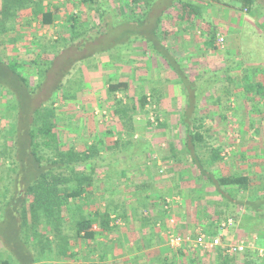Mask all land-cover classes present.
I'll list each match as a JSON object with an SVG mask.
<instances>
[{
	"label": "trees",
	"instance_id": "obj_1",
	"mask_svg": "<svg viewBox=\"0 0 264 264\" xmlns=\"http://www.w3.org/2000/svg\"><path fill=\"white\" fill-rule=\"evenodd\" d=\"M44 1L0 0V45L5 46L9 42L12 45L17 43V38L11 40L8 39V36H10L9 34L13 35L17 28L21 26L20 20L23 17L29 18V21L25 22V26L27 27L33 21H36L40 27H51L56 17L54 15L57 9L53 8L52 11H47ZM137 1L132 0L133 3ZM238 1L240 3L239 9L244 10L246 13L252 12L257 7L260 9L259 6H255L254 0ZM79 2L81 4L94 3V0H79ZM77 23H79V17L69 15L67 19L68 31L71 32L77 28ZM156 25L158 26L159 22ZM59 37L58 35L57 41L54 40L52 42L58 43V40L66 41ZM84 38L80 42L82 47L87 46V43H89ZM152 41L156 42V39L153 38ZM158 45L159 50H161L160 47L162 45L160 43ZM101 50H93L78 58L83 59ZM49 51L51 53L52 50ZM25 52L28 54H15L14 56L13 54H7L5 58L0 56V97H4L7 102H11V108L14 110L12 113L14 130L12 129L10 132V143L8 144L6 140L0 143V158L4 160L2 164L4 165L8 162L11 165V167L6 169V181L2 183L0 211L2 212L3 209L9 211L10 222L15 223L17 228L15 236L12 238L18 244V249H14L13 254L15 256L11 254L7 255V257L0 260V264H38L39 262L50 261L52 257V243L49 240L48 234H51L57 240L60 237L62 229H65L64 223L66 221L74 229L75 237L85 241H92L96 233L113 231L114 226H110V223H113L117 219L123 220L126 223L128 221L126 213L119 206L121 203H126V201H123L126 198L122 199L119 193L123 189L128 193L133 190L135 185L132 182L130 183L131 174L142 168L143 173L150 180L149 184H155V178H153V173L150 171V166L146 165L150 154L148 152V143L140 141V143H137L140 152L135 156H127L124 154V151L126 150L127 154L129 153L128 151L132 153L133 148H136L137 145L136 143L132 145L130 142H123L118 138L113 143V147L109 148V150L114 149L112 150L114 152L110 154L113 160L110 161L104 160L103 156L99 155L101 150L98 148V145L104 144V138L98 139L94 145L88 147L83 152H78L72 147L66 149L61 147L56 133L57 123L55 118L56 109L53 107L54 102H51L49 106L44 105L46 96L44 102L35 103L43 82H41L42 85L38 83L35 85L30 84L29 79L24 75L23 71L27 67V62L30 58L29 64L35 67V71L39 75L37 82L44 81L47 72L49 73L52 69L51 66L45 65L46 62H50V59L47 57L48 54L44 57L42 55L43 52H36L34 49L26 48ZM44 53L46 52L44 51ZM159 57L176 75L186 91L187 100L182 105L184 107L183 110L179 112V124L183 129L181 154L196 169L198 182L204 185H211L216 194L228 205L235 207L244 206L246 210L255 213V216L264 215V187L258 188L256 192L254 191L256 195L250 201L243 202L234 193L239 194L240 192L249 190L250 180L248 177L234 174L217 178L210 171V163L220 161L218 150H212L210 163L205 162L206 160L203 159L201 154V144H204L205 140L200 130L204 128V119L199 116L198 111L203 107L202 101L204 98L202 96L208 94L210 91V87L201 85V82L207 81L212 75L219 76L222 72L204 74L192 80L184 74L180 65L171 54L159 52ZM78 58L67 57V63L70 65L66 64L67 68L62 72V76L68 75V67L78 62ZM51 65L53 64L51 63ZM243 70L240 71L242 73L240 78L244 81L242 88L247 93L253 92L254 95L260 98L264 97L263 82L258 80L253 81L252 79H254V75L256 74L248 72V69ZM223 71L225 73L223 72L222 75L226 77L228 71ZM205 78L207 79L205 80ZM31 88H33L34 92L29 91ZM128 90L129 87L126 82L108 81L105 99L112 101V104L109 105L110 112L118 122H122L123 128L127 131H136L131 124V114L138 110L143 112L148 102L144 94L139 96L136 101L134 99L128 101L116 98L117 94L123 95ZM31 94L34 96L33 98H31ZM216 103L219 108L222 107L221 103ZM26 104L28 106L27 110L24 109ZM221 109L224 108L222 107ZM221 118L226 119L224 112L221 114ZM253 131L255 134L258 133L256 129ZM127 145H129L128 148ZM144 154L145 156L143 157ZM128 157L129 159L139 158L141 162H136L134 166H126L129 160ZM175 157L177 156H173V158ZM79 165L85 166L83 170L77 171L75 169ZM56 169H59L61 172L59 171L58 174L54 173ZM62 171L66 173H62ZM187 173H189L188 170ZM176 176L179 181L182 180L183 176L180 173V169L177 170ZM1 177L0 181L3 179ZM20 186L23 189L22 196L15 193L16 189ZM93 191L96 193L94 194ZM10 193L12 195H8ZM91 196L95 199L92 203L102 201V206H97L87 213H83V210L79 209L80 211L77 213L78 208L76 206L79 207L78 201L85 198L89 199ZM7 197H9L8 200ZM149 201V195L146 194L141 201L142 206L148 205ZM26 207H28L29 217L32 222L29 233L25 232L24 229L26 216L28 215ZM133 217H138V214L136 213ZM143 217L145 220H148L146 216ZM92 225H95L97 228L95 231H93ZM39 228L43 229V234L39 232ZM2 244L7 249L6 243ZM68 245L66 243L63 245L65 247H63L59 244L55 256L69 258L71 254L67 252L69 249L67 248ZM149 247H152V245H144L140 250L148 249ZM178 253V257L183 256L180 254V251ZM214 253L216 255L214 264H237L239 261L238 255L240 254H224L220 247H216ZM241 255L243 259L242 264H264V256L258 257L256 251L246 250ZM163 257L160 264H175L173 257L169 254ZM98 260L103 261V256H99ZM194 262L193 258L188 260L189 264H193Z\"/></svg>",
	"mask_w": 264,
	"mask_h": 264
},
{
	"label": "crops",
	"instance_id": "obj_2",
	"mask_svg": "<svg viewBox=\"0 0 264 264\" xmlns=\"http://www.w3.org/2000/svg\"><path fill=\"white\" fill-rule=\"evenodd\" d=\"M156 3H158V0H149L148 3H145L146 5H143L142 0H138L135 3L128 0H94V3L88 2L86 4H81L79 0H70L69 2L67 0L44 1L47 11H52L53 8L57 9V11L56 15H54L56 17L53 21V25H51V27H42L44 33L42 35L45 36L47 32L50 33V30L47 31L46 29H51L53 27L57 28L59 27L58 24H61V31L58 30V33L60 34L59 38L66 40L64 42L61 40V42L53 48L55 49V56H65L68 51L72 49L77 51L80 50L78 45L81 43L79 42L77 46L75 45V43H77L76 39L80 37H85V39L89 41L87 46L93 48L94 46L104 42L103 40L107 38L108 34H110V39L114 41L110 45L98 48L102 50L91 56L85 57V59H89L97 55H106L110 58L118 55L122 58V71H124V73L130 71L129 76L128 74L120 73L118 76L117 72H112V70L116 71V69H113L115 67V63L113 61L110 62V60L102 64L103 68L111 70L104 79L100 73L95 72L94 70L91 71V69L86 70V78L84 79V83H82L83 86H81L82 84H79V86L82 87V91H78L76 101H81V104L86 103L88 106L92 107L89 108V110H97L96 105H101L100 101L106 100V88L108 81L126 82L129 87L128 94L131 92L138 93L136 91L138 89H140L141 92L142 90L145 91L146 89H149L152 98L160 99L159 97L162 96L168 103H170V105H172V108H170L169 111L179 113L183 110L184 107L182 105L185 104L187 100L186 91L176 75L159 57V52H168V54H171L175 61L180 65L184 74L192 80L195 77L204 74L222 72L219 76L212 75L208 79L205 78L207 81L203 82L204 84L201 82V85L209 86L211 89L214 88L216 90L217 86L220 88L222 87L224 81L222 74L223 70L226 69L224 65V60L226 59L230 58V60H234L232 64L234 65L233 67H236L233 74L236 73L234 76H236V78L238 77L240 72L239 64L240 59L242 58L241 56L244 55V52L247 53L248 51H252L251 49L247 50L246 47H244L245 44L243 45V40L246 37L245 35L252 34L253 32L252 30L249 31L248 27H244L245 23L248 24L252 21L250 18V12H248L250 14L249 18L244 16V14H236L233 12V14L241 16V18H238V22H236V17L230 18L226 21L227 24H231L234 28H232L231 32L226 34V41L228 42V45L225 50H220L214 43L216 31L225 27L223 21L224 14L227 15L229 12V10L225 9H230V7H235L236 5V7H239L238 0H167V4L162 10L163 13L161 15L158 11L153 13V7ZM254 4L255 6L264 8V0H254ZM74 5L76 6L75 13L71 14L70 12V16L74 15L77 17L80 13H82V9H84V7L87 11H91L92 13L94 12V16L91 17V21H86L87 24H84L85 22L83 21V26H78V28L69 32L67 29L68 16L65 14L63 15L62 6L72 7ZM200 6L205 9L207 8V11L203 9L202 11H199ZM189 7L197 10L198 14H196L195 10L191 12ZM210 10L215 12V20L213 21V24H211L213 25L212 27H210L211 25L208 26L209 23L205 24V21H203L202 18L204 14L203 11L207 13L210 12ZM89 16L90 15H88V17ZM26 21H29V18L23 17L20 20L21 26L17 28L13 35L9 34L10 36H8V39L11 40L17 38V43L12 45V43L9 42L5 46L0 45V56L1 53H5L6 57L7 54H13V56L15 54H28L25 52V49L27 48L26 46L28 45L27 39H29L30 36L29 32L34 29L25 26ZM157 22H159L158 26L156 25ZM32 23H36V21L31 22L30 25ZM77 24L79 25L80 23ZM198 24L200 33L197 36L190 32L193 31V27ZM252 25L253 23L251 24L250 29H253ZM165 27L167 30L160 34L159 28L163 29ZM33 32L34 34L36 33L35 31ZM42 35H40V37ZM119 36L123 39L119 40ZM56 37L57 36H55L54 39H56ZM33 38L38 40V38H35L34 36ZM153 38L156 39V42L152 41ZM249 39H251V37ZM158 43L162 45V47H160L161 50H159ZM41 46L39 48L38 45L37 48H34L30 45L31 48L28 49H34L36 52L41 53H44L45 51L47 54L50 52V48L46 49ZM91 51L93 50H90L89 52ZM145 55H147V57H145ZM249 58L250 57H247L246 60L254 62ZM81 60H84V58L79 59V61ZM244 66L248 69V72L253 73L260 71L261 67L251 65L249 62H247ZM143 67H147L148 70L154 71V73L152 77H149L146 81L142 80L138 82L136 78L139 76V72L144 70ZM164 70H167L170 75L167 74L166 77L162 78L163 75L161 72ZM121 76L122 78H120ZM130 76H133L132 80L127 79ZM158 82L160 83L157 86ZM162 82L166 83V86L165 89L159 93L160 89L158 87ZM237 88L238 87L234 90H230L231 95H229V97L231 98L230 100H235L236 103H239L240 101L242 103L244 100L240 99L244 98V94L240 97V93ZM214 93V95L218 97H221V95L224 94L227 96V92L222 90V88L218 89V91H215ZM207 95L208 94L201 96L206 98ZM116 98H119V94H117ZM129 98V100L134 99V101L138 99L133 95H129ZM226 101H228V99H226ZM238 110V106H236L233 109V112H238ZM219 111L220 108L217 106L216 110H209V112H206L207 114L205 115H208L210 119H213L216 115H218ZM201 112L202 109L198 111L199 114H201ZM206 117L207 116H205V118ZM138 120L139 117H137V115L132 116L131 121L133 128H137V124L139 123ZM110 123V130H104V133H101L100 129L98 133L93 134V136L96 137V141L102 138H104V140H108L105 138L106 132L110 133L111 131L113 134H119V130L117 128L118 126L116 125L117 119L113 115ZM74 127L75 126L71 125L72 129L69 128L73 136L75 135L78 137L80 134L84 133L83 130H77ZM112 139V141H115L118 138L115 136ZM239 148L240 147L236 148L234 152L237 153V157L239 152L240 154L242 153V158L239 162L237 160H233L228 163L227 175L241 174L248 177L250 180L249 190L240 192L238 196L240 200H243V202H248L254 195H256L255 192L258 188L264 187V150L256 152L253 146L252 149L247 147ZM243 152L245 155H243ZM181 158L182 163H179V166L174 170V173H171L172 184L177 181L181 185L174 186L176 192H174V195L170 196V201L166 200V203L163 204L164 197H159L161 193L157 190L149 191L148 195L150 201L146 206H142L141 200L136 198L138 196L134 197L136 200H140V202L136 203L137 206L135 202L132 203L126 201L125 207L121 208L127 215V223L120 219L110 223V226H114V230L118 229L120 232L113 234V230L109 232L96 233L92 241H86L87 247L93 250L91 254L87 256V264H160L161 259L164 258L163 256L166 254L173 257L174 263H176L178 261L179 251L183 256H189V260L193 258L195 262H200L202 260H206V256L211 252H214V249L207 251L196 247L193 244V241L199 235H206L207 237H216L219 235L221 236V242L223 243H234L235 239L240 238L237 231L238 228H233V225L226 226L223 231L225 232L224 234L219 230L220 224L215 223L214 218L216 217L215 215L218 214L217 204L219 201H222V198L216 194L211 185H204L203 183L198 182L196 169L193 168L188 161H186L185 157L182 156ZM241 163H243L242 165L244 166H242ZM240 165L242 167L250 166L251 169L254 166L257 172L254 173L252 170H249V172H237V169L231 170L232 167H239ZM217 166L218 164L210 166V171L218 178L223 175L218 174L216 169ZM178 169H180V173L183 176L181 181H179L176 176ZM187 170L189 173H187ZM159 172L162 173L161 170ZM163 180H166L167 182L171 181L168 174L166 178H163ZM131 181L135 182L132 178ZM170 191H168V194ZM145 195L146 194H143V196L140 197L144 199ZM238 208L240 210L239 212L242 213V211H244L241 219L243 216L255 214L246 210L244 206H238ZM136 213L138 214V217H133ZM140 215L146 216L148 220H145V218ZM112 218L114 217L112 216ZM241 219L238 221L240 226L243 224ZM240 228L242 230L245 227L241 226ZM246 228H250V225L248 224ZM92 229L95 231L97 228L95 225H92ZM169 233L188 239L184 240L179 247L172 248L167 242V236ZM248 233L251 234V231H248ZM247 241L251 242L255 246L258 242L264 243V236L261 233L260 235L254 234V236L251 235V237H249L248 234ZM2 243H4V241L0 239V260L7 257V249ZM147 244L152 245V247L140 250L141 247ZM99 256H103V261L98 260Z\"/></svg>",
	"mask_w": 264,
	"mask_h": 264
},
{
	"label": "rangeland",
	"instance_id": "obj_3",
	"mask_svg": "<svg viewBox=\"0 0 264 264\" xmlns=\"http://www.w3.org/2000/svg\"><path fill=\"white\" fill-rule=\"evenodd\" d=\"M67 1L69 2L70 0H67ZM128 1H132V0H128ZM148 1L149 0H142L143 5H146L145 3H148ZM166 2L167 0H158V3H156V5L153 7V10H154L153 13L158 11V13L161 15L163 13L162 10L167 4ZM236 6L230 7V9H227V8L225 9V10H229L228 14L227 15L224 14V18H223L225 27H223V29H218L216 31L214 43L216 47L219 48L220 50H225L226 46L228 45V42L226 41L227 40L226 34H228V32H231L232 28H234L231 24H227L226 21L230 18L236 17L235 18L237 20L236 22H238L239 20L238 18H241V16L236 15V14H244V16H247L248 18L250 17V14H251L250 18L252 21L249 22L248 24L245 23L244 27H248V30L249 31L252 30L253 32L252 34L245 35L246 37L244 36L245 39L243 40V45L245 44L244 47H246L247 50L251 49L252 51H248L247 53L244 52V55L241 56L242 58L240 59L239 71L246 69L244 65H246L247 62L251 63V65L261 66L260 71L256 73L252 72V74H256L254 75V79L252 80L253 81L258 80L260 82H263L264 81V71H263V68H264V18H263L264 8L260 7V9H262L260 10L257 7L255 10H253L249 14V13H246L244 10L239 9L240 3H239V7H236ZM62 8H63L62 13L63 15L65 14L66 16H69L70 12L71 14H74L76 10L75 5L72 7L62 6ZM189 9L191 10V12L195 10L194 8H190V7ZM202 9L207 11V8L205 9L204 7L200 6L199 11H202ZM212 10H210V12H207V13L203 11L204 14L202 18H203V21H205V24L209 23L208 26L213 24V21L215 20L214 19L215 12ZM195 12L196 14H198L197 10H195ZM233 12L236 14H233ZM88 15L90 16L88 17ZM92 16H94V12L92 13L91 11H87L86 8L84 7V9H82V13L78 15L79 23H80V25L78 26L79 27L83 26L82 24L83 21L85 22L84 24H87L88 21L92 20L91 19ZM252 23H253L252 25L253 29H250ZM30 26L31 27H28V28L34 29L33 31H35L36 33L34 34L33 31L29 32L30 36H29V39H27L28 45L26 47L27 48H31V47L37 48V46L39 45V48H40L42 44L44 48L46 49L50 48L52 51L51 53H48L47 57H49L48 59H50V62L53 64L51 65L50 62H46L45 65L51 66L52 69L51 71H49V73L47 72V75L45 76L44 81L41 80L37 82L39 79V75L35 71V67L29 64L30 58L28 59V62H27L28 65L23 70L24 75L29 79L30 84L35 85L38 83L39 85H42L41 82H43V86H41L38 91L39 94H38V97L36 98L35 103L44 102V99L46 98V96L47 98H46V102L44 105L49 106L51 102H54L53 107L56 109L55 118H56V123H57L56 133L59 137L61 147L63 149L72 147L74 150L78 152H83L87 150L88 147L94 145L97 142L96 137L93 136L94 133H98L100 129H101V133H104V130H110L109 125H111L110 120L112 118L111 116L112 113L110 112V108H109V105L112 104V101H107L103 99L104 101H100L101 105H96L97 110H93V109L89 110V108H92V107L88 106L86 103L81 104L80 103L81 101H76L77 96H78V91L79 92L82 91V87H80L79 84L84 83V79L86 78L85 76L86 70L88 69L89 70L91 69V71L94 70L95 72L100 73L104 79L105 76L111 70H109L108 68L106 69L103 68L102 64L110 60V62L113 61L115 63L114 65L115 67L113 69H116V71L112 70V72H117V75L120 73V74H128L129 76L130 71H127V73H124V71H122L123 62H122V58H120V56L118 55H116L115 57L113 56L112 58L106 55H97L89 59L84 58V60H81L77 63H73L72 66L68 67L69 68L68 75L62 76L61 75L62 72L64 71V69L67 68L66 64L70 65L69 63H67L68 62L67 57L68 58H71V57L78 58L81 55L83 56L85 54H88L90 50H96L98 48L105 47L106 45H110L114 40H111L110 34H108L107 38L103 40L104 42L92 48L89 46L82 47L81 45H78L79 42L83 40V38L80 37L76 39L77 43H75V45L76 46L78 45L79 49L82 48L81 50L77 51L75 49H72L68 51V53L65 56H55V54L53 53L55 49L53 48L56 47L61 42V40L60 41L58 40V43L57 42L53 43V42L54 40L57 41V37L58 35H60L58 33L59 32L58 30L61 31L62 25L58 24L59 27L57 28L53 27L51 29H46L47 31L50 30L49 31L50 33L47 32L45 36L42 35L44 34L43 28L38 26L37 23H32ZM212 26L213 25H211L210 27ZM165 30H167L166 27L163 29L159 28L160 34L164 33ZM199 30L200 28L198 24L193 27V31H191L190 33L198 36V34L200 33ZM40 35L42 36L40 37ZM33 36L35 38H38V40L34 39ZM55 36H57L56 39H54ZM248 36L249 38L251 37V39H249ZM220 38L223 39L222 42H219ZM122 39L123 38L122 37L120 38L119 36V40H122ZM0 40H1V37H0ZM42 55H44L45 57L47 53H42ZM1 56L5 58L6 55L5 53H1ZM145 57H147V55H145ZM247 57H250L249 59L254 62L247 61L246 60ZM233 61L232 59L230 60V58L224 60V65L226 68L224 70H227L228 74L226 75L227 78L223 75L224 81H223V85L221 88L222 90L227 92V96L225 94L221 95V97L214 95L215 91H218V89H221L218 86L216 90L214 88L213 89L210 88L208 95L202 101L203 102V107L201 108L202 112L201 114H199V116L204 119L203 120L204 128L200 130L205 140L204 144H201L202 146L201 154L203 156V159L206 160L205 162L210 163V158L212 156V150L217 149L219 152L220 161L211 162L210 166H214L218 164L216 168L218 171V174H221L223 176H227L228 174V171H227L228 163L230 161L237 160L239 162L242 158L241 157L242 153L240 154V152H239L238 157L236 156L237 153L234 152L236 148L247 147L249 149H252V146H253L256 152L259 150H264V126H263L264 125V97L260 98L257 95H254L253 92L247 93L244 90V88H242L243 87L242 84L244 82L240 78L242 73L240 72L237 78L236 76H234L236 74V73L233 74L236 66L233 67L234 66L232 64ZM143 69L144 70L139 72V76L136 78L138 82L142 80L146 81L149 77H152L154 73V71L148 70L147 67H143ZM223 72L225 73V71ZM161 74L163 75L162 78H164L166 77L167 74H169V72H167V70H164L161 72ZM120 78H122V76ZM127 79L132 80L133 76L132 77L130 76ZM159 83L160 82H158L157 86L159 85ZM165 84L166 83L162 82L161 85L158 87L160 89L159 93H161V91L165 89V86H166ZM81 86H83V84ZM236 87H238L237 89L240 93V97L242 94H244L243 99L239 98L240 100H244L242 103L241 101L239 103H236L235 100L233 101L230 100L231 99L229 97V95H231L230 90L232 89L234 90L236 89ZM29 91L34 92L33 88H31V90ZM128 91L125 92L123 95L119 94V98L122 100L130 101L129 95L130 96L133 95L135 96V98L136 97L139 98V96L144 94L148 102L143 112H140V110H138V111L132 112L131 114L132 116L137 115V117H139V120H138L139 123L137 124V128L134 127L136 131L125 130V128H123L122 122L117 121L116 125L118 126L117 128L119 130L118 131L119 134H113V132L111 131L110 133H107V132L105 133L106 134L105 138H107L108 140H105L107 142H105L104 144L98 145V148L101 150L99 155L103 156L104 160H108V161L113 160V157L110 156V154L114 152L112 151L114 149L109 150V148L113 147V143L115 141H112L113 140L112 138H114L115 136L117 138H120V140H122L123 142L124 141L130 142L132 145L135 143L137 145V143H140V141L148 143L149 145L148 152L150 154L146 162V165L150 166V171L153 173V178H155V184L154 183L149 184L150 180H148L147 175L143 173L142 168L140 167L141 169H138L134 174H131V177H130V183L132 182L131 178L134 179L135 182H132V183L136 187L134 186L133 190L129 193L125 191V189L121 190V192L119 193V196L122 197V199L126 198V199H123V201H129L132 203L135 202L136 204L137 202H140V200L142 201L141 197L143 196V194H149L150 190H157L158 192L161 193L159 197H164L163 204H165L166 200L170 201L169 200L171 199L170 196L175 194L174 192H176V190L174 186L181 185L177 181L174 184H172V174H171V173H174V170L179 166V163L180 164L182 163L181 162V159H182L181 158L182 157L181 148L182 147L180 143H182L183 129L179 124L180 114L177 112L169 111L170 108H172V105H170V103H168L167 100L163 98L162 96L159 97L160 99L152 98L151 92L149 89H146L145 91L142 90V92L144 91L143 93L141 92L140 89L136 90L138 93L131 92L128 94ZM33 97L34 96H32L31 94V98ZM226 99H228V101H226ZM216 102L221 103V106L224 109H221L222 108L221 107L218 115H216L213 119H210L209 116L205 114H207L206 112H209V110H213V111L216 110V107H217ZM11 105H12L11 102H7L4 97L2 98L0 97V143L6 140L7 143L9 144L11 140L10 132L13 129L12 113L14 111L12 110ZM179 106H180V103H179ZM236 106H239V110L238 112L236 111L233 112V109ZM27 108L28 106L26 104L24 106V109L27 110ZM223 112L226 116V119L221 118V114ZM205 116L207 117L205 118ZM71 125L75 126L74 128H76L77 130L79 129L83 130L84 133L80 134L78 137L75 135L73 136V134H71V131L69 130V128L72 129ZM255 129L258 130L257 134H255L253 131ZM209 133H213V134H209ZM128 146L129 145H127V148ZM138 149L139 148L137 145L136 148H133L132 153L128 151L129 153L127 154V151L125 150L124 154H126L127 156H130V155L135 156L138 154V152H140V150ZM244 152H243V155H245ZM144 156L145 154L143 155V157ZM173 156H177V157L173 158ZM1 159L2 158H0V176H2L4 180L2 179L0 181V193L2 191V185H3L2 183H5L6 181L5 171L7 168L11 167V165L8 162H6V164L3 165L2 163H4V160H1ZM136 162L138 163L141 161L139 158L138 159L131 158L128 160L126 166H134ZM242 164L243 163H241V165ZM241 165L239 167L237 166L232 167L231 170L237 169L238 170L237 172H243V171L249 172V170H252V172L254 173L257 172L254 166L251 169L250 166L242 167L244 165L242 166ZM84 167L85 166L79 165V166H76L75 169L79 171V170H83ZM160 170L162 171V173L159 172ZM59 171H60L59 169H56L54 170V173L58 174ZM62 173H66V172L62 171ZM167 174L170 176V179H171L170 182L163 180V178L167 177ZM168 191H170L169 194H168ZM15 193L21 196L23 195V189H21V186L16 189ZM93 193L95 194L96 192L93 191ZM8 195H12V193ZM234 195L237 197L239 196L238 193H234ZM9 197H7V200ZM131 197L133 198L136 197L137 199H140V200H136V198L133 199ZM1 199L2 198L0 197V200ZM94 200L95 199L93 196L89 197V199L85 198V199L79 200L78 201L79 207L76 206L78 208L77 213L81 209L83 210V213H87L93 210L94 208H96L97 206H102L103 204L102 201L101 202L96 201L95 203H92ZM27 205H28V202H27ZM124 205H125L124 203L119 204L120 207H124ZM217 205H218L217 207L218 214L215 215L216 216L214 218L215 223L221 224V223L226 222L227 220H230L231 222L229 223L228 226L233 225L234 226L233 228H236V227L238 228L236 229L240 235L239 236L240 238L235 239L234 243L240 240L247 241L248 234H249V237H251V235L254 236V234L260 235L261 233L264 236V215L262 216L247 215V217L248 216L250 217L247 218L246 216H243V218L241 219V216L242 214H244V211H242V213L239 212L240 210L238 207H235L233 205H228L223 200L219 201ZM26 211L28 215L26 216V223H25L24 229H25V232L29 233L32 222L29 217L28 207H26ZM9 216H10L9 211H6L4 209L2 210V212L0 211V239L4 241V243H6L7 249L9 247V249L6 252L7 255L11 254L12 256H15L13 254L14 249H18L17 247L18 244L15 243V240L12 237L15 236L17 228L15 226V223L10 222L11 217ZM240 219H241V222L243 223L241 224V226L245 227L242 230L240 228L241 226L238 224V221ZM2 221H4V223H2ZM69 224L70 223L68 221L64 223L65 229H62L60 237L57 238V240L54 239L51 234L50 235L48 234L49 240H51V243H52L51 244V247H52L51 256L52 257L50 258V261L39 262L38 264H87L88 262L87 256L91 254L93 250L87 247L86 245L87 242L85 240L75 237L74 229H72L71 225ZM246 224L247 225L249 224L250 228H246L247 226ZM41 228H39L38 230L40 233L43 234L44 231ZM248 231H251V234L248 233ZM119 232L120 231L116 229L114 230L113 234L119 233ZM224 233L225 232H223V234ZM66 243L69 244L67 247L69 248L67 252H69L71 256L67 259L62 258V257L59 258L55 256V252L57 251L58 249L57 247L59 246V244L63 246ZM262 243L263 242L261 243L258 242L257 243L258 245L256 244L255 247L264 250V243L263 244ZM238 256H239L238 257L239 261L237 264H242V261H243L242 255H238ZM215 257H216L215 253L211 252L210 254L206 256L207 258L206 260L195 262L193 264H214ZM188 260H189V256H186V257L182 256L180 258L178 257V261L175 264H189L187 262Z\"/></svg>",
	"mask_w": 264,
	"mask_h": 264
},
{
	"label": "built area",
	"instance_id": "obj_4",
	"mask_svg": "<svg viewBox=\"0 0 264 264\" xmlns=\"http://www.w3.org/2000/svg\"><path fill=\"white\" fill-rule=\"evenodd\" d=\"M223 39L220 38L219 42H222ZM231 221L227 220L224 223L220 224V231L223 233L224 229L226 228V226L229 225ZM172 223V222H171ZM228 223V224H226ZM188 238L184 239L182 237H180L179 235H174L169 233L167 236V242L169 244V246H171L172 248H177L179 247L184 240H187ZM193 244L196 247H199L201 249L204 250H212L215 249L216 247H220L223 250L224 254H228V255H235V254H242L244 253L246 250H250V251H256L257 256L259 257H263L264 256V250L260 249V248H256L251 242L249 241H244V240H240L237 241L235 243H231V242H221V236L217 235L216 237H207L206 235H199L194 241Z\"/></svg>",
	"mask_w": 264,
	"mask_h": 264
}]
</instances>
